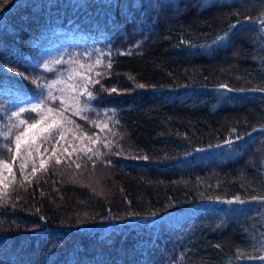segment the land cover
Returning <instances> with one entry per match:
<instances>
[{
	"label": "trees",
	"instance_id": "obj_1",
	"mask_svg": "<svg viewBox=\"0 0 264 264\" xmlns=\"http://www.w3.org/2000/svg\"><path fill=\"white\" fill-rule=\"evenodd\" d=\"M262 258L264 0H0V264Z\"/></svg>",
	"mask_w": 264,
	"mask_h": 264
},
{
	"label": "snow or ice",
	"instance_id": "obj_2",
	"mask_svg": "<svg viewBox=\"0 0 264 264\" xmlns=\"http://www.w3.org/2000/svg\"><path fill=\"white\" fill-rule=\"evenodd\" d=\"M233 27H235V25H233ZM97 63H99V61H97ZM108 66L111 67L110 64ZM9 70L12 72L17 71L16 68H10ZM19 75L24 76V73L21 72V73H19ZM25 79H27V77H25ZM96 83H99V81H96ZM81 87H83L84 94H86L89 99L95 98L93 95V92L88 89L87 85H81ZM140 87H143V85H140ZM111 91L115 92L116 89H112ZM40 107H41V104L38 103L36 105H33L29 111L38 112V109H40ZM25 111L26 110L24 108H20L18 112H13L12 116L19 117ZM53 111H54V109H48V112H53ZM43 122H44L43 119H41V120H38L36 123L30 124L25 131L21 132L19 135H17L15 137V147H16L17 151H19V149H20L22 138L28 136L29 133L32 132L33 130L39 129V131H41V132H46V131H48L49 128H52L55 126V121H53V123L49 124L47 128H42V127H40V125L43 124ZM19 123L24 124L25 120H20ZM13 126L15 127V125H13ZM34 138H35V135H33V139ZM229 143H231V142H229ZM56 162L59 163L60 161L57 160ZM77 166L79 167V165H77ZM34 171H35V169H34ZM262 259H264V258H262Z\"/></svg>",
	"mask_w": 264,
	"mask_h": 264
},
{
	"label": "rangeland",
	"instance_id": "obj_3",
	"mask_svg": "<svg viewBox=\"0 0 264 264\" xmlns=\"http://www.w3.org/2000/svg\"><path fill=\"white\" fill-rule=\"evenodd\" d=\"M63 53H64L63 45H58V46L51 48L42 57L43 65L46 68L50 67L52 64H54L56 60H58L62 56ZM38 103H40L39 100L32 99V101L27 105V107L31 108L33 105H36Z\"/></svg>",
	"mask_w": 264,
	"mask_h": 264
}]
</instances>
